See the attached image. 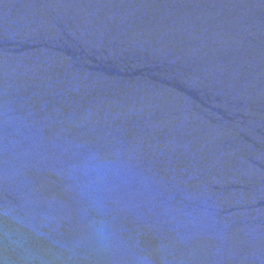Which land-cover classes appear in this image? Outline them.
Here are the masks:
<instances>
[{
  "label": "water",
  "instance_id": "obj_1",
  "mask_svg": "<svg viewBox=\"0 0 264 264\" xmlns=\"http://www.w3.org/2000/svg\"><path fill=\"white\" fill-rule=\"evenodd\" d=\"M0 264H264V0H0Z\"/></svg>",
  "mask_w": 264,
  "mask_h": 264
},
{
  "label": "clouds",
  "instance_id": "obj_2",
  "mask_svg": "<svg viewBox=\"0 0 264 264\" xmlns=\"http://www.w3.org/2000/svg\"><path fill=\"white\" fill-rule=\"evenodd\" d=\"M101 231H102V229H101Z\"/></svg>",
  "mask_w": 264,
  "mask_h": 264
}]
</instances>
